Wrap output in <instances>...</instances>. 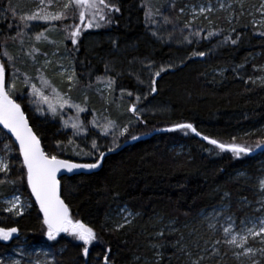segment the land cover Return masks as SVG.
Wrapping results in <instances>:
<instances>
[{
	"label": "trees",
	"instance_id": "1",
	"mask_svg": "<svg viewBox=\"0 0 264 264\" xmlns=\"http://www.w3.org/2000/svg\"><path fill=\"white\" fill-rule=\"evenodd\" d=\"M217 1L106 0L119 12L105 9L106 20L96 21L100 27L82 29L73 44L67 37L74 28L68 26L81 28L75 7L67 9L66 19L27 35L26 20L20 17L31 14L28 0H0V61L5 67L11 57L12 69L21 71L14 80L5 73L6 90L20 104L45 151L96 163L100 152L114 149L104 156L99 171L61 178V195L73 219L97 235L83 257V242L74 237L47 238L22 154L0 124V139L15 153L9 170L0 174V227L19 229L11 240H0V257L22 243L49 250L56 264H190L186 252L192 251V244L210 238L200 219L203 210L223 202L240 214L249 209L243 200L255 199L259 187L247 176H258L264 158V30L239 8L220 14L212 26L181 19L186 5ZM55 50L68 53L73 68L70 92L74 105L84 109V134L71 131L58 115L37 114L25 103L29 93L21 99L28 90L22 73L33 75L40 67L56 84L54 72L66 60L56 53L47 67L42 65ZM152 80L155 93L150 91ZM56 90L65 98L66 89ZM109 121L115 122V130L104 134ZM179 124H192L200 135L174 127ZM124 128L128 132L120 135ZM133 135L139 139L123 146ZM204 136L252 152L236 157ZM16 190L33 202L22 215L6 212L2 204V198ZM125 206L135 215L121 228L111 214ZM173 220L177 229L165 232ZM222 253L227 262L233 261L227 247ZM258 264H264V258Z\"/></svg>",
	"mask_w": 264,
	"mask_h": 264
},
{
	"label": "rangeland",
	"instance_id": "2",
	"mask_svg": "<svg viewBox=\"0 0 264 264\" xmlns=\"http://www.w3.org/2000/svg\"><path fill=\"white\" fill-rule=\"evenodd\" d=\"M28 2L29 7L31 8V14H33L34 12H41L42 9V14H46L63 12V4L66 3L67 0H52V3L50 5L48 4V0H45L43 5H41L40 0H28ZM235 8H239L244 12V14H249L250 20L255 25L264 30V0H218L215 4L204 2L188 4L183 10H181L183 14L181 19L185 23L189 24L195 23L212 26L217 24L218 16L220 14L226 15L229 12L232 13ZM201 9H205V11L201 12ZM59 21L45 22L43 20H26L25 24L27 25L26 29L28 31L27 35H29L30 32H35L36 29L42 27L43 24L59 23ZM80 26L81 29L86 28L85 25L80 24ZM190 29L192 30L194 28L190 26ZM56 53L60 55V60H66V64H63L54 72L57 78L56 84L52 83L50 79L45 77V73L44 71H42L43 69H39L40 67L38 68V70L34 69L37 72L33 75L22 73L20 77L26 83L28 90L26 96L23 95L21 99L26 98L29 93L30 96L27 98L28 101L25 103H27L29 106H32L37 114H52L49 108V104L55 106L57 109L56 115L62 118V122L64 124L65 122H67L65 126H67L71 131H74L76 134H84L85 127L83 125L84 120H82L81 118L82 113L77 109V107H75L74 101L72 100V93L70 92L72 79L69 80V77H73V68L67 60L68 53L64 52L60 54L59 51L55 50L50 58L42 61V65L44 67H47V65L51 61V58ZM6 66L11 69L14 67L11 63V59L7 61ZM6 66L5 73H11V76H8L10 77V80L16 79V75H14L16 73L15 69H12V71H10V69H8ZM262 66L264 68V63ZM19 73H21V71H17L16 74ZM45 81L47 83H45ZM49 84L51 85V87H49ZM12 85L13 84L11 82V87ZM32 85H35L38 91H42L44 95L48 97L47 102L42 100L40 95L33 94ZM59 86L63 87L67 91L65 94V98H63L67 101V103H65L63 107H60V97L62 96L60 94L59 96H57L52 91L53 88L57 89V87ZM74 123L79 126V131L71 127V125ZM261 129L264 133V126ZM114 130L115 128L109 126L105 127L102 132L104 134H109ZM113 135L114 134H112L111 136ZM2 139L3 137L0 139V160H2L4 163H7L8 169L6 171H0V174H4L9 170V167L11 166V159L15 154L9 142ZM5 145H8L9 148H5ZM258 172V176H255L254 178L252 177V175L247 176L249 180H253L254 183H257L259 187L254 194L255 199L243 200V204L248 205L249 209L242 210V213L240 214L237 213V211L232 207L231 203L223 202L209 209H205L200 213L202 225L205 227L204 229L209 232L210 238H205V240L202 242L196 241L194 242V244H192V251L186 252V255L188 257L187 260L190 262V264H258L262 260V258H264V252L261 251V249H264V243H261L262 237L253 238L249 236L247 242L244 244V247L241 248L239 246L227 243L226 240L228 238L225 237L223 231L224 227L229 226L230 221L228 218L231 217L236 222V232L238 233L237 239L239 241L240 236L246 234L245 232L240 231L241 221L247 222L249 220H256L257 218L264 217V191L261 190V182L264 181V158L261 159L258 163ZM242 173L246 175V171ZM15 197H19V204L20 207L23 208V214L28 212L32 208V200L27 195L22 194L21 191L16 190L13 194L4 196L2 198V204L5 211L9 206L7 202L10 200H14ZM129 212H131L132 215H129ZM11 214L17 215L15 213ZM111 215H115V217L117 218V225H119L130 222L135 214L129 207L125 206L118 209L114 214L112 213ZM174 223V220L169 221L164 228L165 232L177 229L178 226ZM256 229L258 230V225L256 226ZM25 239L26 238H23L22 242ZM217 241H219V243H217ZM223 247H227L230 251V256L233 259L232 262L226 261L224 253H222ZM248 248H251L252 252H246V249ZM0 264L56 263L53 254L49 250L30 248L22 243H19L6 256L0 257Z\"/></svg>",
	"mask_w": 264,
	"mask_h": 264
},
{
	"label": "snow or ice",
	"instance_id": "3",
	"mask_svg": "<svg viewBox=\"0 0 264 264\" xmlns=\"http://www.w3.org/2000/svg\"><path fill=\"white\" fill-rule=\"evenodd\" d=\"M44 2L45 0H40L41 5H43ZM51 3L52 0H48V4L50 5ZM70 7H75L80 24L85 25L86 28H92L93 26L97 28L100 27V24L96 21L97 18L100 21L106 20L105 9L108 11L119 12L118 7L114 4L106 3V0H67V2L63 4V12L42 14V9L41 12H34L26 17L21 16L20 19L43 20L45 22L59 21L67 18L65 13ZM203 11H205V9H201V12ZM107 22L110 23L111 20L108 19ZM68 28H74V30L68 33L67 38L70 39L73 44H76L77 38L81 35L82 29L79 26L74 25H69ZM194 35H199V33H195ZM208 35L211 36L213 33L210 32ZM42 36L43 33H40L36 36V39L40 40ZM232 43L235 44L236 41L233 40ZM4 55L7 56L8 53L5 52ZM192 55L202 57L205 53L193 52ZM9 59H11V57H9ZM160 71H165V69L161 68ZM160 71L155 73L157 77L160 75ZM71 79L72 77H69V80ZM45 83L47 82L45 81ZM110 83H114V81H111ZM155 83V80L151 81V93L156 92ZM49 87H51L50 84ZM13 88H15L14 84ZM32 88L33 94L40 95L41 99L45 102L48 101V97L45 96L42 91H38L35 85H32ZM52 91L59 96L56 89L53 88ZM129 95H131V93H129ZM60 100V107H63L67 101L64 100L63 97H60ZM137 100H139V97H137ZM75 107H77L79 111H84V109L79 108L78 105H75ZM49 108L55 116L57 114L56 107L49 104ZM130 111L135 113L137 111L136 106L132 105ZM0 124H3L5 128L9 129L19 142V152L23 156V166L27 169V183L31 186L32 193L35 195L36 201L39 203L40 210L43 213V223L46 225L47 238L55 241L61 236V234H68L74 237L77 241L83 242L82 256L87 257L89 252L88 246L97 239V235L92 228L83 224L79 220L73 219L68 204H66L64 199L61 198L60 180L57 176L62 169L67 172H73L74 170L79 169H95L99 167V163L103 160L105 153L100 152L99 159L96 163L79 164L70 162L69 160L58 159L56 155H50L45 152L41 147L40 139L33 132L32 128L29 127L28 120L21 111L20 104L16 103L6 90L5 67L2 62H0ZM65 124H67V122H65ZM109 126L115 128V122L109 121L106 127ZM71 127L79 131V126L77 124L74 123ZM174 127L188 129L191 130L192 133H195L198 136L200 135L192 124H179ZM127 132L128 129L124 128L123 131L120 132V135H124ZM132 139L136 140L139 139V137L133 135ZM203 139L208 140L210 144L216 145L221 150L231 151L236 157H240L241 154L248 155L252 152V149L249 147L235 144L226 145L224 143H219L215 139L209 140V137L207 136H204ZM113 142L114 144L116 143L115 137ZM57 147H59V145H57ZM92 147L99 151L95 142H93ZM257 147H261V144H257ZM5 148H9V146L5 145ZM112 150L114 149H109V151ZM7 169V163L0 160V171H6ZM0 183H3V181H0ZM261 190L264 191V181L261 182ZM7 203L9 204L6 208L7 212L15 213L17 215L23 214V208L20 207L19 204V197H15L14 200H10ZM128 214L132 215L131 212ZM228 219L230 224L223 229L225 237L228 238L226 240L227 243L243 248L249 236L253 238L262 237L261 243H264V217L257 218L256 220H249L247 222L241 221L240 231H243L246 234L240 236L239 241L237 239L238 233L236 232V222L231 217ZM257 225L258 230L256 229ZM118 227L122 228L124 227V224H119ZM18 232L19 229L17 227H0V240L9 241ZM217 243H219V241H217ZM261 251L264 252V249H261ZM246 252L250 253L252 252V249L248 248L246 249ZM104 259L107 261V257Z\"/></svg>",
	"mask_w": 264,
	"mask_h": 264
},
{
	"label": "water",
	"instance_id": "4",
	"mask_svg": "<svg viewBox=\"0 0 264 264\" xmlns=\"http://www.w3.org/2000/svg\"><path fill=\"white\" fill-rule=\"evenodd\" d=\"M22 111V110H21ZM23 112V111H22ZM24 115H25V117H26V119H27V116H26V114L24 113ZM28 120V119H27ZM28 124H29V127H31L32 128V126L30 125V123H29V121H28ZM3 127H4V125L3 124H1ZM5 128V127H4ZM8 132H9V134H10V136H11V138L16 142V144L18 145V147H19V142L16 140V138H15V135L13 134V133H11L10 131H9V129H7V128H5ZM32 130H33V128H32ZM33 132L35 133V131L33 130ZM36 134V133H35ZM36 136H37V134H36ZM38 137V136H37ZM39 138V137H38ZM40 139V138H39ZM135 140H131V141H128L127 143H125L123 146H127L128 144H131L132 142H134ZM40 142H41V140H40ZM41 147L44 149V147H43V145H42V143H41ZM118 150H120V149H117L116 151H118ZM44 151H45V149H44ZM46 152V151H45ZM110 152H112V151H108V152H106L105 153V155L106 154H108V153H110ZM114 152V151H113ZM104 155V156H105ZM23 157V156H22ZM58 159H63V158H59V157H57ZM63 160H67V159H63ZM70 162H73V163H79V164H88L89 162H76V161H72V160H69ZM102 162H103V160L102 161H100V163H99V167H97V168H95V169H79V170H74L73 172H67L66 170H61V172L60 173H58V176H57V178L60 180V187H61V178L62 177H64V176H73V175H77V174H81V173H84V174H90V173H93V172H95V171H99L100 170V168L102 167ZM29 186V189H30V192H31V194H32V196H33V199H34V202L36 203V205L38 206V208H39V210H40V207H39V203L36 201V198H35V195L32 193V190H31V186L30 185H28ZM61 198H62V195H61ZM63 199V198H62ZM40 212H41V210H40ZM41 214H42V217H43V213L41 212Z\"/></svg>",
	"mask_w": 264,
	"mask_h": 264
}]
</instances>
